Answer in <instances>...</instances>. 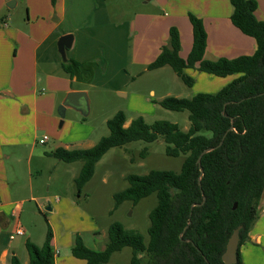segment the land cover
Instances as JSON below:
<instances>
[{"label":"rangeland","instance_id":"1","mask_svg":"<svg viewBox=\"0 0 264 264\" xmlns=\"http://www.w3.org/2000/svg\"><path fill=\"white\" fill-rule=\"evenodd\" d=\"M45 2L47 8L53 7L49 0ZM26 5V0H0V20L4 18L15 33L27 36L35 34L39 40L44 32L53 28L57 22L51 11L48 15L42 14L38 19L30 14L27 22ZM41 6V1L30 0L31 8L37 9ZM142 9L145 7L131 0H102V3L97 0H64V19L61 26L37 46L35 54L33 48L36 42L29 45L26 76L29 79L33 78L32 68L35 61L36 94L39 95L36 100V116L29 115V118L22 122L21 129L13 127L18 126L14 125L18 120L10 118L12 123L10 122L7 130L0 134L2 144L9 143L8 136L12 139L13 135L19 143L23 141L19 146L3 147L0 158V169L1 166L5 169H3L5 183H2L0 177V186L7 184L11 189L10 192L8 190V198L1 196L3 200L0 201L10 203L9 210H15L11 224L13 227L17 224L16 227L24 233L23 236L14 235L19 242L16 257L20 264H27L25 241L40 247L48 228L52 232L51 248L57 264H84L71 255L75 237L79 236L84 245L90 247L89 249L101 251L107 242L108 227L114 222L121 224L126 230L141 234L145 243L148 241V214L156 205L155 194L141 199L135 205L124 201L116 209H114L113 195L127 188L126 177L129 175H144L151 170L178 173L184 159L183 155L167 156L161 138L152 143L135 141L121 148H111L95 164L92 177L82 186L79 194L75 179L82 163L80 161L64 163L52 156L58 148L79 150L95 145L101 137L108 134L106 121L118 111L124 113L126 125L131 119L141 117L147 124L167 121L176 124L181 131H186L189 127L187 112L168 111L158 102L167 96L190 99L197 94L217 93L211 90L212 85L208 84L207 80L193 78L192 74H195L193 70H186L187 75L194 81L191 87L184 85L168 66L147 70V66L158 55L159 48L167 45L168 35L163 36L159 26V35L153 39V43L141 47L139 42L141 38L135 40V36L129 32L131 31L129 21L135 11H143ZM147 10L151 11L155 32V25L168 20L162 17L168 13L166 10H158L155 4L147 6ZM99 12L102 13V18L105 20L108 18L106 23L115 24L122 20L127 29L125 34L129 33L121 39L116 34V24L108 30L105 28L88 30L83 24V29L88 37L90 36L91 41L89 39L88 41L92 42L91 47L94 48L92 58L98 65L91 66L93 72L91 83L80 86L85 89L88 98V113L84 116L69 108L62 111L61 103L68 93L62 88L68 85L69 77L61 65L63 61L71 60L73 54L76 55L75 57H80L82 48L76 43H71V47L64 51L62 57L57 48L60 36L53 44L56 56L54 64L48 45L60 29L71 27L68 25L72 14L79 13L82 17L89 18ZM74 33L79 34L77 31ZM69 35L72 36L73 41V34ZM9 40L7 36L0 35V47H4ZM117 40L121 41V47L125 51L122 57L107 58V62H103L104 47L108 45L110 48H116ZM13 46L17 48L16 56H18V46L14 43L9 44L10 53L14 49ZM88 52L83 53L91 58ZM200 74L204 76L201 78L207 77ZM235 76L237 75L228 77L231 78L229 83ZM31 84L30 80L29 87ZM149 90L154 92L153 95L149 94ZM120 93L122 96L119 95ZM32 119L37 122L35 129L32 127ZM42 136L47 140L44 144H39L38 141ZM144 149L146 155L141 158L140 153ZM2 154L8 155V158H3ZM16 204H19L18 209L14 207ZM47 206L51 210H46ZM130 256L131 249L123 248L112 254L107 264H129Z\"/></svg>","mask_w":264,"mask_h":264},{"label":"trees","instance_id":"2","mask_svg":"<svg viewBox=\"0 0 264 264\" xmlns=\"http://www.w3.org/2000/svg\"><path fill=\"white\" fill-rule=\"evenodd\" d=\"M50 2L54 5L56 0ZM229 2L231 23L255 41L252 55L216 61L204 59L206 33L201 20L188 14L192 40L186 58L179 55V34L171 27L167 45L161 47L147 66V70L170 67L188 87L193 79L187 75V69L216 77L239 75L214 95L197 94L190 99L167 96L158 102L168 111L187 112L186 131L167 121L147 124L141 117L131 119L125 126V115L118 111L106 121L108 134L92 147L58 148L52 153L64 163H82L75 179L77 194L92 177L95 164L111 148L135 141L152 143L161 138L167 156H184L178 173L151 170L144 175H129L127 188L113 195L116 209L124 201L135 205L155 194L157 202L148 214L146 243L138 232L114 222L108 227L107 242L101 251L89 249L76 236L71 248L74 258L85 264H107L112 254L128 247L129 264H223L220 256L225 241L234 228L241 226L236 264H243L239 249L248 240L258 218L257 206L264 189V22L254 17V0ZM78 65L72 60L63 61L62 68L71 77L72 68ZM230 119L233 130L223 137ZM222 137L219 147L201 157L202 175L198 185L196 159L204 149L216 147ZM145 155L146 149L140 157ZM202 194L203 205L191 207L201 202ZM234 203L236 208L232 210ZM51 240L52 232L48 228L40 247L25 241L28 264H55ZM10 264L20 262L12 256Z\"/></svg>","mask_w":264,"mask_h":264},{"label":"crops","instance_id":"3","mask_svg":"<svg viewBox=\"0 0 264 264\" xmlns=\"http://www.w3.org/2000/svg\"><path fill=\"white\" fill-rule=\"evenodd\" d=\"M26 1L27 22L30 19V14L35 15V18L38 19L41 18L42 14L43 16L48 15L51 11L57 23L53 28L45 31L43 36L37 40V35L34 34L27 36L21 33H15L13 29L9 28L4 18L0 20V35L10 38L9 42L5 43L4 47H0V134L7 130V125H9L11 122L10 118H15L18 120V122L14 123V125L18 126L13 127L21 129L23 125L22 122L28 119L29 115L36 116V100L38 99L37 96L39 95L36 94L37 85L35 84L34 70L36 69L35 61H33L32 68L33 78L29 79L26 76L28 69L27 67L29 64V45L32 42H36V45L33 48V54H35L37 46L46 37L51 35V33H54L57 28L61 26L62 20L64 19V0H56V3L53 5V7L49 6V8H47L45 0H39L41 1L42 6L37 9L30 7V0ZM97 1L102 3V0ZM254 1L256 2L254 17L256 20L264 22V0ZM131 2L145 7V9H142L143 11H135L132 14L134 15L133 18L129 21L131 30L129 32L132 36H135V40L136 38H141L139 41L141 47H146L147 45L150 46L153 43V39L159 35V26L162 30L163 36H166V34L168 35V31L171 27H175L178 31L180 39L179 55L181 58L185 59L191 47L192 36L188 14H192L201 20L206 33L204 59L208 61H216L221 58L233 59L239 56L252 55L255 51L256 45L254 39L242 34L231 23L230 16L232 13V7L229 0H131ZM153 4H155V7L160 11L166 10L168 14L162 15V17L164 16L168 20L171 18L169 21L164 20L162 24L155 25V32L153 31L154 20L151 15V11H149L150 9L147 10V6H152ZM106 21H108V18L107 20L102 18L101 12L95 16H89V18L82 17L79 13H74L71 15L69 20L68 26L71 27L60 29L59 32L55 34L54 38L50 40L48 48L51 49L54 64L56 61V56L55 51L53 50V44L60 36L73 34L72 44L76 43L82 48V54L80 57H75L76 55L74 54L71 57L72 61L79 64L78 67L72 68V76L70 77L63 70L69 77L68 85H65L62 88L65 90L64 92L85 91V89L80 88V86L89 85L91 83L93 77L91 66H98L95 59L92 58L94 48L91 47L92 42L90 43V36L88 37L87 33L83 29V24L88 30H103L104 28L108 30L113 28L116 24V34L118 38L120 37L121 39L129 33L128 32L125 34V30L127 29H125V24L122 23V20L115 24L106 23ZM79 26L81 28H78ZM3 29L8 30L5 31ZM75 31L79 32V34L76 35L74 33ZM88 39L90 41H88ZM13 43L18 46V56H16L17 48L15 46H13L14 49L12 50V53H10L9 44L12 45ZM115 45L116 48H110L108 45L104 47L105 50L103 62L106 63L107 58L115 59L119 56L122 57L125 51H123L124 49L121 47V41L117 40ZM86 51H89L87 54H89L92 59L84 54ZM187 70H193L195 72V74H192L193 78L207 80L208 84L212 85L211 90H213L215 93L231 81V78L228 77L233 76L229 75L226 77H216L202 72L196 74L198 71L196 72L194 69ZM200 73L207 75V77L201 78L204 76H201ZM238 76L239 75L233 77L232 80ZM30 80L32 81V84L29 87ZM193 84L194 81L191 86H193ZM209 92L212 93L211 91ZM153 93L154 92L152 90H149V94L153 95ZM119 95L122 96L121 93ZM36 123V120L32 119V127L34 129L36 128ZM128 124L129 123H127V125ZM127 125L125 124V126ZM16 133L18 134V132ZM8 139H10L9 143L2 144L0 141V158L3 147H15L22 145L23 143V141H20L19 143L18 139L14 135L12 139L8 136ZM36 140V134H34V141ZM2 155L3 158H8V155ZM3 169L4 167L2 168L1 166L0 177L2 183H5L3 179L5 169ZM8 190L10 192L11 189L7 184L0 186V200H3L1 196L5 199L8 198ZM9 205L10 203L0 201V264H10L11 257L17 255L16 250L19 247V242L16 241L15 237H13L11 240L9 239L10 234L14 233V230L17 226L16 224V226L14 225L13 227L11 224V218L15 216V210H9ZM14 207L18 209L19 204H16ZM257 209L258 218L248 233V240L245 241L239 249L240 258L243 264H264V189ZM52 242L53 241L51 240V243ZM54 263L57 264L55 258Z\"/></svg>","mask_w":264,"mask_h":264},{"label":"water","instance_id":"4","mask_svg":"<svg viewBox=\"0 0 264 264\" xmlns=\"http://www.w3.org/2000/svg\"><path fill=\"white\" fill-rule=\"evenodd\" d=\"M72 43V36L69 34L63 35L58 39L57 42V48H58V52L59 54L64 57V50L68 49L71 46ZM226 104L223 105V107ZM61 110L64 111L65 108H69L72 109L76 112L81 113L82 115L86 116L88 113V98L86 95L85 91H73V92H68L62 103H61ZM233 127H232V119H230V126L229 128L226 130V132L224 133L223 137L226 135L227 132L232 131ZM223 137L220 140L219 144L214 147V148H206L204 149L199 156L196 159V165L199 168V177H198V185H200V177L202 175V168L200 165V159L201 157L212 151L213 149L219 147L223 141ZM205 201V197L202 194V199L201 202L198 204H193L191 207L193 206H202L203 203ZM236 208V203L233 204L232 206V210H234ZM46 210H51L50 207H46ZM241 230V226H237L236 228H234L231 233L229 234V236L227 237L225 244H224V249L223 252L220 256V259L222 261L223 264H236L237 262V248H238V244H239V232ZM181 236V235H180ZM188 241V240H187Z\"/></svg>","mask_w":264,"mask_h":264},{"label":"built area","instance_id":"5","mask_svg":"<svg viewBox=\"0 0 264 264\" xmlns=\"http://www.w3.org/2000/svg\"><path fill=\"white\" fill-rule=\"evenodd\" d=\"M46 140L47 138L43 136L42 138L39 139L38 143L43 144ZM23 234H24L23 231L20 228L16 227V229L14 230V233L10 234L9 239L10 240L13 239V237H15L14 235L23 236Z\"/></svg>","mask_w":264,"mask_h":264}]
</instances>
